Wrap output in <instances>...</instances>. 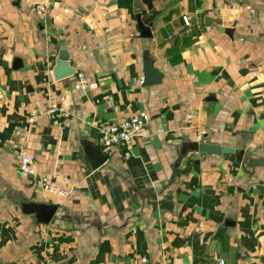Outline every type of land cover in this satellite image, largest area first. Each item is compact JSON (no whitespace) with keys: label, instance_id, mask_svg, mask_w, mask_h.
<instances>
[{"label":"crops","instance_id":"0c3cea01","mask_svg":"<svg viewBox=\"0 0 264 264\" xmlns=\"http://www.w3.org/2000/svg\"><path fill=\"white\" fill-rule=\"evenodd\" d=\"M30 1L0 0V264L264 263V167L248 165L264 158V0H49L45 18ZM61 51L75 74L55 80ZM146 59L157 85L142 86ZM78 74L95 87L75 89ZM144 115L91 170L100 128ZM192 142L235 154L181 153ZM52 172L68 180L61 203L41 188Z\"/></svg>","mask_w":264,"mask_h":264},{"label":"built area","instance_id":"2783aa9c","mask_svg":"<svg viewBox=\"0 0 264 264\" xmlns=\"http://www.w3.org/2000/svg\"><path fill=\"white\" fill-rule=\"evenodd\" d=\"M31 6L34 13L39 18H45L48 12L49 0H31ZM75 89L83 91L86 89L94 88L95 85L87 81V78L83 74H78L75 81ZM47 114L51 119L53 125H59L61 121L69 116L68 110L63 105V97L56 90H49L46 93ZM37 118V114L30 113L26 118V125L23 130L27 129V126L32 124ZM148 120L147 116H133L127 120H124L118 124L104 126L100 128L99 132L102 136L101 146L104 153L108 155L114 150V148H126L130 142L135 138L141 136L144 123ZM125 150V149H124ZM125 157L128 156V152H124ZM18 171L22 176H32L36 172V162L34 157L26 152H21L18 155ZM68 180L66 177L57 173L47 174L41 181V188L52 194L59 199L61 203L69 194V190L66 188ZM219 264H222L220 262ZM253 264H264L256 262Z\"/></svg>","mask_w":264,"mask_h":264},{"label":"water","instance_id":"95a60500","mask_svg":"<svg viewBox=\"0 0 264 264\" xmlns=\"http://www.w3.org/2000/svg\"><path fill=\"white\" fill-rule=\"evenodd\" d=\"M67 61V54L64 51L59 52L58 61L53 69L55 80L74 76L75 72L72 68L68 66ZM14 67L16 68V66ZM161 77V74H159L156 68H154L152 60L146 59L143 63L142 86L149 87L152 85H157L161 82ZM180 151L181 153L187 151L201 152L206 155L212 156H221L222 154H235V149L233 148L212 145L204 142L184 143L181 145ZM242 154L243 153H239L240 156H242ZM84 156L91 170H95L98 167L102 166L108 160L109 157L107 153H102L100 147L98 146H91V148L85 152ZM238 161L241 162V158L238 159ZM248 165L252 171L256 167H264V158L252 161ZM56 209V206L37 208L38 220L42 224H48L52 219L53 215L55 214ZM231 225L232 224L226 222L224 226L218 230L215 240H219L225 233V230ZM212 246L213 244H211V248Z\"/></svg>","mask_w":264,"mask_h":264}]
</instances>
